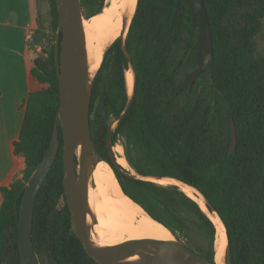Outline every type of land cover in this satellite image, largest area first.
Returning a JSON list of instances; mask_svg holds the SVG:
<instances>
[{
	"label": "trees",
	"instance_id": "trees-1",
	"mask_svg": "<svg viewBox=\"0 0 264 264\" xmlns=\"http://www.w3.org/2000/svg\"><path fill=\"white\" fill-rule=\"evenodd\" d=\"M80 1L82 8L92 11L87 17L104 4V0ZM190 4L191 0L138 1L125 40L135 74V94L112 133V142L117 134L132 140L145 162L134 166L137 173L174 177L206 197L226 229L227 264H264V54L256 52L253 42L264 22V0H203L213 58L199 84L194 81L179 91L181 64L185 52L194 55L197 34L196 27L190 28ZM246 6L255 9L244 14L241 27H224L234 8ZM51 16V35H46L42 50L46 55L34 57L30 69L31 76L47 87L21 99L23 116L12 141L13 154L24 158L23 175L0 187V264H20L17 222L23 185L48 146L59 105L53 0ZM127 68L117 40L105 54L92 86L90 136L107 161V119L117 117L126 102ZM230 120L236 144L227 155ZM115 174L123 192L172 233L201 238L185 245L213 261L215 227L195 201L174 185L129 178L116 170ZM62 176L60 140L35 198L33 247L47 264H100L72 229ZM179 208L193 218L179 214Z\"/></svg>",
	"mask_w": 264,
	"mask_h": 264
},
{
	"label": "water",
	"instance_id": "water-1",
	"mask_svg": "<svg viewBox=\"0 0 264 264\" xmlns=\"http://www.w3.org/2000/svg\"><path fill=\"white\" fill-rule=\"evenodd\" d=\"M54 1L57 12V27L54 39V66L57 78L59 105L48 146L41 160L23 185L17 222V242L20 264H40L31 240L33 208L37 192L58 152L60 140H62V189L70 211L71 226L87 253L95 261L100 264H217L215 260V253L217 251V249H215V243H213V261L203 258L185 245L180 239L175 237L168 227L149 215L140 204L125 194L121 186V191L125 196L131 199V201L140 207L151 219L162 224L169 231L170 238L137 239L116 245L97 244L98 237L95 233L96 218L89 204L88 190L89 186L92 184L91 175L93 169L99 161H104L109 165L116 180L115 170L133 179L153 182L159 185H163L157 182V180L160 179L175 180L180 184L192 188L198 197L202 199L207 212L215 214L216 217L219 218V221L224 227L225 234L226 229L222 220L211 207L206 197L192 185L174 177L134 173L121 166L116 161V155L113 153L114 144L112 142V133L118 122L130 108L135 94V74L125 40L139 0H136L135 8L131 15L129 14V10L125 11L122 17V30L119 36L107 46L103 53L104 58L111 45L118 40L121 52L128 67L125 70V74L129 71L132 76V86L130 89L128 88L125 77L127 99L124 107L120 114L107 126L106 142L109 161L100 156L90 136L89 106L91 91L100 66L93 73L89 67L81 1ZM106 2L107 0H104L103 6ZM195 24H197L198 30L194 41L195 52L199 53L202 51L203 53L200 57L193 60L196 67L192 71L183 74L178 87L179 91L190 84L213 58L212 33L203 0H191L190 28L194 29ZM48 68L51 69V66L49 65ZM114 123H116L115 126ZM235 144V126L233 121L230 120L227 155L232 153ZM171 185L178 187L181 191L178 184L171 183ZM192 200L195 201L194 199ZM197 204L199 205V203ZM206 206H208L210 210ZM201 210L203 211L202 208ZM216 235L215 227L214 241L217 237ZM223 264H227V235Z\"/></svg>",
	"mask_w": 264,
	"mask_h": 264
},
{
	"label": "bare ground",
	"instance_id": "bare-ground-1",
	"mask_svg": "<svg viewBox=\"0 0 264 264\" xmlns=\"http://www.w3.org/2000/svg\"><path fill=\"white\" fill-rule=\"evenodd\" d=\"M136 0H107L101 11L83 19L86 39L87 58L91 72H95L103 58L107 46L116 39L122 30V17L126 10L131 15ZM128 88L132 86V76L125 74ZM116 161L129 171L130 165L122 156V147L114 144ZM124 153V152H123ZM92 184L89 186L88 198L90 207L96 218L95 233L99 245H116L137 239H168L169 231L157 221L151 219L140 207L123 194L113 171L107 163L99 161L93 169ZM160 184L175 183L188 197L194 199L216 227L215 260L217 264L224 263L226 249V234L224 227L215 214L208 213L202 199L196 192L175 180L160 179ZM112 211V216L108 213ZM122 214L124 215L123 217ZM114 229V234L109 229Z\"/></svg>",
	"mask_w": 264,
	"mask_h": 264
},
{
	"label": "crops",
	"instance_id": "crops-1",
	"mask_svg": "<svg viewBox=\"0 0 264 264\" xmlns=\"http://www.w3.org/2000/svg\"><path fill=\"white\" fill-rule=\"evenodd\" d=\"M38 1L0 0V187L21 178L25 168L24 158L12 152V141L23 116L20 101L37 85L30 69L41 52L36 39L44 29L39 24ZM29 30L28 41L25 32Z\"/></svg>",
	"mask_w": 264,
	"mask_h": 264
},
{
	"label": "rangeland",
	"instance_id": "rangeland-1",
	"mask_svg": "<svg viewBox=\"0 0 264 264\" xmlns=\"http://www.w3.org/2000/svg\"><path fill=\"white\" fill-rule=\"evenodd\" d=\"M53 2L55 4L54 0H53ZM38 3L40 4V7H41L40 15H39L40 16L39 24L44 29L39 32L40 35L36 39V42L41 45V52L39 53V55H46L42 50H43V47L46 45L45 44L46 35H48V34L51 35L50 27H51V23H52V16H51L52 0H40V1H38ZM254 9L255 8H253L251 6L234 8L228 14V16L226 17V20L223 22L224 27H227V28H230V29L241 27V25H243V23H244V14L246 12L254 10ZM82 13H83L84 18H86L87 15L92 13V11L89 8H84L83 7L82 8ZM253 42H254V48H255L256 52L258 54H264V22L262 23V26H261L259 32L253 37ZM189 70H191L190 67L186 63L183 62L181 64V72H180L181 80H182V75L186 71H189ZM204 76L205 75H201L198 79H196V84H199V80L201 78H204ZM36 83H37V85H36V89L35 90H39V89L47 87V84H40L38 82H36ZM114 119H115V116L111 115L107 119V123L108 124L111 123ZM115 125H116V123H114V126ZM116 143L121 145L122 150H123L122 151V156L125 158L127 163L130 165L132 172L137 173V171L135 170L134 166L135 165H145V162H144V158L142 157V155L139 152V150L136 148L135 144L125 134H117L114 144H116ZM113 153L115 154L114 150H113ZM163 185L169 186L171 184H163ZM177 211L182 216H185V217L190 218V219L193 218L192 215L189 214L183 208H179V209H177ZM112 214H113L112 211H110L108 213L109 216H112ZM123 216L124 215L122 214L121 217H123ZM109 232L111 234H114V229L110 228ZM173 234L175 235V237L180 239L184 244H188V245L191 244V242H189V240H191V239H195V241H198V242L202 241L201 238L193 235L192 233H190L189 236L187 234H185V233H179V232H176V233H173ZM39 261H40V264H47L46 261H45V257H43V256L39 259Z\"/></svg>",
	"mask_w": 264,
	"mask_h": 264
},
{
	"label": "flooded vegetation",
	"instance_id": "flooded-vegetation-1",
	"mask_svg": "<svg viewBox=\"0 0 264 264\" xmlns=\"http://www.w3.org/2000/svg\"><path fill=\"white\" fill-rule=\"evenodd\" d=\"M195 27H196V30H197V24H195L194 25V29H195ZM194 29H191V30H194ZM197 32H198V30H197ZM196 36H197V34H196ZM195 39H196V37L194 38V41H195ZM193 45H194V42H193ZM184 51H185V49H184ZM202 51L201 52H199V53H196L195 52V48H194V55H191V52L190 51H187V52H185V56H184V58H183V61H182V63L184 62V63H186L189 67H190V69L191 70H189V71H192L195 67H196V65L193 63V60L194 59H196V58H198V57H200L201 55H202ZM208 64V63H207ZM206 67V66H205ZM205 67H204V69H205ZM203 69V70H204ZM189 71H186V72H189ZM185 72V73H186ZM203 72V71H202ZM201 72V73H202ZM201 73L192 81V82H194V81H196V79H198L199 77H200V75H201ZM183 76V75H182ZM191 82V83H192ZM190 83V84H191ZM189 85V84H188ZM186 87V86H185ZM184 87V88H185ZM183 88V89H184ZM64 198H65V196H64ZM65 202H66V199H65ZM67 204V203H66ZM68 207V206H67ZM70 212V211H69Z\"/></svg>",
	"mask_w": 264,
	"mask_h": 264
},
{
	"label": "built area",
	"instance_id": "built-area-1",
	"mask_svg": "<svg viewBox=\"0 0 264 264\" xmlns=\"http://www.w3.org/2000/svg\"><path fill=\"white\" fill-rule=\"evenodd\" d=\"M31 38H32V31H30V30L26 31L25 32V39L29 41V40H31Z\"/></svg>",
	"mask_w": 264,
	"mask_h": 264
}]
</instances>
